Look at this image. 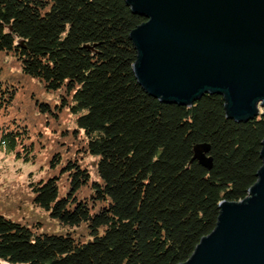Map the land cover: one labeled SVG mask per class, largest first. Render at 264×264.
<instances>
[{"label": "trees", "instance_id": "1", "mask_svg": "<svg viewBox=\"0 0 264 264\" xmlns=\"http://www.w3.org/2000/svg\"><path fill=\"white\" fill-rule=\"evenodd\" d=\"M143 22L126 0H0V150L34 161L62 112L74 132L60 137L78 144L30 185L62 229L0 214V264L184 263L214 230L220 203L243 200L257 181L264 117L231 119L218 94L191 105L150 95L130 38ZM46 92L59 95L57 110ZM201 144L211 169L193 159ZM88 155L94 181L81 163Z\"/></svg>", "mask_w": 264, "mask_h": 264}, {"label": "water", "instance_id": "2", "mask_svg": "<svg viewBox=\"0 0 264 264\" xmlns=\"http://www.w3.org/2000/svg\"><path fill=\"white\" fill-rule=\"evenodd\" d=\"M145 18L130 38L134 73L153 97L191 105L204 94L223 96L227 116L264 117V0H126ZM210 146L194 160L213 167ZM263 165L248 196L222 201L214 230L180 264H264Z\"/></svg>", "mask_w": 264, "mask_h": 264}, {"label": "rangeland", "instance_id": "3", "mask_svg": "<svg viewBox=\"0 0 264 264\" xmlns=\"http://www.w3.org/2000/svg\"><path fill=\"white\" fill-rule=\"evenodd\" d=\"M6 61L8 60L6 59ZM30 84L28 87H30ZM43 98L57 110V104L60 103L59 95L56 96L46 92ZM56 117L61 119V122L53 123L52 125L49 122L46 131L44 129L40 135L42 137L41 146L44 135L46 144L42 148L36 145V149L37 151L39 149V151L36 153L37 156L34 161L24 163L21 160L14 159L12 154L6 149L0 150V214L33 226L42 223V227H45L44 230L47 233H59L62 227L57 221L52 220L46 211L34 205L32 202L33 192L30 185L52 174L51 170L48 169V160L51 156L60 152L64 159L67 160L75 156L78 148V144H72L73 140L66 139V136L60 137L64 130H71L70 136L72 137L74 125L71 115L67 112H62ZM81 163L90 170L91 181L96 180V158L88 155L81 160ZM65 180L66 178L60 179L61 195L66 193Z\"/></svg>", "mask_w": 264, "mask_h": 264}]
</instances>
